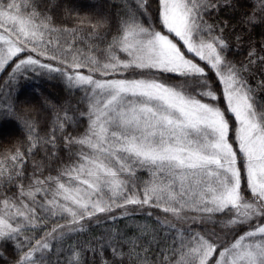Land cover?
I'll return each mask as SVG.
<instances>
[{
	"label": "snow or ice",
	"instance_id": "snow-or-ice-1",
	"mask_svg": "<svg viewBox=\"0 0 264 264\" xmlns=\"http://www.w3.org/2000/svg\"><path fill=\"white\" fill-rule=\"evenodd\" d=\"M238 6L0 0V264H264V0Z\"/></svg>",
	"mask_w": 264,
	"mask_h": 264
},
{
	"label": "trees",
	"instance_id": "trees-1",
	"mask_svg": "<svg viewBox=\"0 0 264 264\" xmlns=\"http://www.w3.org/2000/svg\"><path fill=\"white\" fill-rule=\"evenodd\" d=\"M70 2L77 7L81 13L89 11V8L91 5L97 3V0H70ZM233 3H236V0H233ZM249 3L250 0H239V6L237 7L235 12L230 13L227 9H224L221 11L220 15L221 17H227L232 16L234 17L233 22L237 19H239L240 13L248 11L249 10ZM69 25L71 26V21H68ZM264 32V26L258 25L253 29V35L252 38L255 40L260 39V33ZM10 70V69H9ZM7 79V73L6 72H0V106H2L4 103L7 102L4 93L8 91L7 88H4L3 85ZM33 85H36L43 89L46 94H50L54 99L62 100L68 96V93L64 89V85L57 81H46V80H37L33 79L31 81L23 82L22 87H20L17 90V95H20V98H23L24 93L31 92L33 90ZM77 96L79 93L76 94ZM47 119H50V117H46ZM13 127V124H6V129H11ZM42 155V153L37 154V158ZM90 256V254H89Z\"/></svg>",
	"mask_w": 264,
	"mask_h": 264
}]
</instances>
